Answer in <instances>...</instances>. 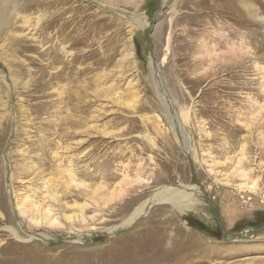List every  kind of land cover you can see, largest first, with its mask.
Wrapping results in <instances>:
<instances>
[{"label": "rangeland", "instance_id": "1", "mask_svg": "<svg viewBox=\"0 0 264 264\" xmlns=\"http://www.w3.org/2000/svg\"><path fill=\"white\" fill-rule=\"evenodd\" d=\"M3 1L0 264H264V0L228 3L255 7L261 18L247 28L205 0ZM70 164L79 188L55 174ZM46 179L59 181L50 193L62 211L40 190ZM178 185L197 190L199 204L180 212L153 202L104 232ZM54 219L63 226L45 225Z\"/></svg>", "mask_w": 264, "mask_h": 264}, {"label": "bare ground", "instance_id": "2", "mask_svg": "<svg viewBox=\"0 0 264 264\" xmlns=\"http://www.w3.org/2000/svg\"><path fill=\"white\" fill-rule=\"evenodd\" d=\"M215 1L214 3L215 4H212L211 5V0H205V5L208 6V10L222 18H232L233 16H237L236 14H239L240 17L237 16V18L241 19L239 20V25L241 26V28H247L248 27V22H246V18L249 19V17H254V19H260L261 16L259 14H257L256 12V9L255 7L251 9H238V10H235L233 9V6H229L228 3H232V0H213ZM6 4L7 2L6 1H3V0H0V5L3 7H6ZM247 8H249V5H245ZM212 10V11H211ZM261 12V11H260ZM120 15H123V17H128L129 20H131L132 24L137 27V28H141V27H144V22H139V18L138 16H128L124 13H120ZM241 21V22H240ZM260 21V20H258ZM53 22V20H52ZM130 22V21H129ZM51 23V22H50ZM140 23V25H139ZM225 41V40H224ZM263 47H264V42L261 43V45L258 46V48H256V51L257 52H260L263 50ZM159 65L156 64L154 61H152L151 65H150V76H151V80L154 84V88H155V91L160 99V101L162 102V98H161V94H160V90H159V87L157 86V78L159 77V74H160V69H159ZM264 74V73H263ZM159 82L160 84H164L163 82V79L162 77H159ZM163 87V86H162ZM164 88V87H163ZM178 117H179V122H178V126L176 127L177 128V133H178V136H179V139L180 141L184 142V146H185V150H186V153L189 155L190 154V158L194 156V153H193V149L191 147V144L193 143L191 138L187 135V131L185 129V124L188 122L189 120V112L188 111H179L178 113ZM189 138V141L187 142L186 140ZM193 146V145H192ZM244 152V151H243ZM192 154V156H191ZM243 156V155H242ZM240 161L238 160L237 161V167L239 168L240 167ZM56 170H55V174L57 175H60V177H63V173L66 172V175L65 177L68 178V182L67 184L65 185L66 187H69L71 185H75L76 187L79 188V184L77 182V178H76V173L73 169V165L70 164L69 165V168L64 171V170H61L59 168V166L57 165L56 166ZM62 167V166H61ZM65 167H63L64 169ZM85 172V171H84ZM241 173V177L242 178H245L247 177V174L248 172L247 171H240ZM89 174V173H88ZM92 176V174H91ZM55 180V179H54ZM57 181L58 180H55V181H52V180H47L46 181H43L42 184L40 185V190L42 189L43 191H45V193L50 197L52 198V200H55V203H57V207H58V210L59 211H62V204L59 203V199H56L57 196L56 195H52L50 192L54 189L56 184H57ZM59 182V181H58ZM60 184V183H59ZM65 184V182H64ZM6 193H8L9 195H12V192L10 190V187L8 185V179L6 177ZM59 186V185H58ZM81 187L82 184L80 185ZM65 187V189H66ZM80 187V189H81ZM101 187V186H100ZM59 188V187H58ZM39 190V189H38ZM86 190V189H85ZM96 190V189H95ZM62 191H63V188H62ZM89 192V191H88ZM93 193V192H92ZM95 193V192H94ZM194 193H198L197 190H195L193 187H189V186H184V185H178V186H168V187H165V186H162L160 188H158L157 190H155L153 193H151L150 196H148L143 202H141L140 204H138L130 213L129 215L122 220L121 223H119L118 225H115V226H112V227H109V228H106V230L104 231L105 233H109V232H112L113 230L119 228V227H122V226H127L129 225L135 218H137L147 207L150 206L151 203L153 202H156V203H168L170 204L173 208H176L178 211L180 212H183L185 211L186 209H190V207L196 205V204H199V202L195 199H193V194ZM88 194V193H87ZM121 194V193H120ZM72 195V194H71ZM95 195V194H94ZM59 197V196H58ZM79 197V196H78ZM49 198V199H50ZM80 198V197H79ZM77 198V199H79ZM82 198V197H81ZM24 202L27 201V196L23 199ZM47 202V200H45ZM57 201V202H56ZM22 202V201H21ZM23 203V202H22ZM52 203V202H51ZM21 204V203H20ZM29 204L30 206H32L36 212L40 213L41 215H44L45 217L46 216H51L53 217L52 213H53V209L51 207H49L48 205L46 207H43V203H40V205L42 207H40L37 203L35 202H32V201H29ZM16 206H18L16 203H15ZM72 208L76 209L79 211V213L81 214L83 209L86 208V205L82 206V205H77L75 203V205H72L71 206ZM66 208V207H65ZM71 208V209H72ZM67 209V208H66ZM70 209V210H71ZM17 210V209H16ZM69 210V208H68ZM54 214V213H53ZM83 214V213H82ZM55 216V215H54ZM76 216V215H75ZM72 217V216H71ZM74 217V216H73ZM82 217V216H81ZM56 218V217H55ZM75 218V217H74ZM79 218V217H78ZM45 220H47V218H44ZM49 219V218H48ZM84 221V220H83ZM82 222V221H81ZM93 222V221H92ZM83 223V222H82ZM36 224V223H35ZM45 225H49L51 227H55V228H59L61 226H63L57 219H54L52 222H47L45 223ZM53 229V228H52ZM6 230L9 232V234L11 236H13L14 238L18 239V240H24L23 238H21L20 234L18 231H16L15 229H12V228H6ZM95 233V232H94ZM86 235H91L92 233H84ZM81 233L77 235L76 239L77 240H80L81 239ZM34 238H39L43 241H46V240H49V236L48 235H45V234H40V235H36V236H33ZM31 238V237H29Z\"/></svg>", "mask_w": 264, "mask_h": 264}]
</instances>
